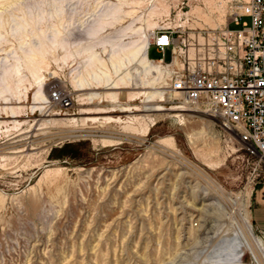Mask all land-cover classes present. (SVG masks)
Returning a JSON list of instances; mask_svg holds the SVG:
<instances>
[{
    "label": "rangeland",
    "instance_id": "1",
    "mask_svg": "<svg viewBox=\"0 0 264 264\" xmlns=\"http://www.w3.org/2000/svg\"><path fill=\"white\" fill-rule=\"evenodd\" d=\"M237 1L246 0H0V90L11 88L0 95L10 102L0 103V264H255L247 251L243 263L234 254L246 216L264 242L253 217L264 164L246 156L217 118L168 93L180 69L172 49L161 65L163 101H130L132 92L154 90L139 84L79 90L100 70L117 79L109 57L131 40L119 34L128 24L148 38L152 62L163 57L152 45L157 31L185 39L192 57L208 33L229 25ZM53 91L70 105L52 102ZM95 92L102 98H87ZM157 105L191 111L120 112ZM8 106L21 116L6 117ZM62 118L75 120L54 124Z\"/></svg>",
    "mask_w": 264,
    "mask_h": 264
},
{
    "label": "built area",
    "instance_id": "2",
    "mask_svg": "<svg viewBox=\"0 0 264 264\" xmlns=\"http://www.w3.org/2000/svg\"><path fill=\"white\" fill-rule=\"evenodd\" d=\"M152 45L163 53L160 62L166 49L180 62L169 76L168 93L217 118L246 156L264 164V0L237 1L229 25L208 33L192 57L185 54L186 40L170 32L154 33ZM50 97L61 107L71 102L58 91Z\"/></svg>",
    "mask_w": 264,
    "mask_h": 264
},
{
    "label": "bare ground",
    "instance_id": "3",
    "mask_svg": "<svg viewBox=\"0 0 264 264\" xmlns=\"http://www.w3.org/2000/svg\"><path fill=\"white\" fill-rule=\"evenodd\" d=\"M116 7L117 6H115L113 8L114 11L117 9ZM119 19L120 18H115L114 20H112V22H110L108 24L112 25L114 22L119 21ZM119 34L120 35L121 34L122 35H131L130 36L131 40L126 44L124 43V44L120 45L121 47H123V49L119 48V46H118V47H113L111 50L109 59L111 60V63H112L113 69H114V73L116 74L117 79H115V80L112 79L111 72L109 70H100V72H99L100 74L94 73L95 77L93 78L92 82L80 83L79 84V86H80L79 90L81 91V90H85V89H91V87L92 88L95 87V89L107 88V89H115L116 90V89H125V88H129V87L135 88L139 84L141 86V88H149V89H154V90L147 91L148 89H146V90H140V91L132 92L130 94V101L134 102V101L140 100V98L142 96H145V98L147 99V102H150V101H152V99L154 98L155 95H157L159 97V99H158L159 101H163L164 91H158L159 89H162L164 87V85L162 83H161V85H163V87L158 85L160 83L159 82L160 77L163 74L162 66H161L163 63L160 62L159 60L157 62H155V61L152 62L150 60L149 53H148L149 47H150V42H149L148 38L143 35L140 27L139 28H133L132 23L121 28L119 30ZM87 51H90V50H87ZM121 52H122V55H121ZM119 53H120V55H118ZM40 55H42V52H38V51L32 52V53H30V56H27V60L29 62H31L34 58H36ZM93 56L95 57V54L91 53L90 57H93ZM24 58H25V55H24ZM95 60L98 61L99 63H101L100 59L96 58ZM173 64H177L176 59H174ZM27 68L29 69L30 73L34 77L37 76L38 71L36 68H34L33 66H28V65H27ZM14 72H19L18 67L14 69ZM7 90H11L9 82L6 84V89L0 90V95H2ZM62 96H63V98H66L64 95H62ZM35 97H36L35 99H41V100L45 101L44 103L48 102L47 97L40 95L39 91H37L35 93ZM109 97L111 98V101H114V102L117 101V97H116L115 92L109 93ZM87 98L88 99H94V98L101 99L102 96L100 93L95 92V93H89ZM0 103H2L4 105H8L10 102H8V100L4 97V98H2ZM44 103H42V104H44ZM2 109L5 113V116L8 118H18L21 116L20 114H18L19 108H17V107L8 106V107H2ZM38 110H40V108L36 109L35 111H38ZM166 110L167 111H181V112L191 111V110H187V109L182 108V107H173V108L165 109V108H162L159 105H157V106L144 107L143 110H140L137 107H132V108L126 107V108H122L120 112H133V111L161 112V111H166ZM84 113L89 114L90 112H84ZM95 113H97V114L109 113V111H98ZM63 115H67V114L65 113ZM175 117H181V115L175 114ZM105 119H107V121L109 120L111 122H120L121 121L120 118H113V117H108ZM129 119L131 121H134V120H136V117H131ZM74 120L75 119H72V118L71 119H65V118L56 119V120H54V124L55 123L66 124V123L74 122ZM84 120L95 121V120H97V118L96 117H86V118H83V121ZM13 123L15 124V127L21 125V123L17 122V121L13 122ZM0 124H1V122H0ZM152 125H153V120H149L148 125H146V127L144 128V133H146ZM75 136L76 135H74V134H70V135H66L64 137L65 138H71V137H75ZM191 136L192 135H190L189 137H190L191 143L193 144L195 142L193 141V138H191ZM25 143H26V141H25ZM32 143H33V141H32ZM111 145H113V144H111ZM248 220L249 219L247 216L242 220L243 225H241V228L243 229L242 232H243L244 241H242L243 244L240 245V249H241L240 252L234 254L235 262L243 263L245 252L247 251L249 254H251V262L252 263L264 264V254H263L264 242L258 238H254L252 236V231L250 229V225H249ZM241 246H242V248H241Z\"/></svg>",
    "mask_w": 264,
    "mask_h": 264
},
{
    "label": "crops",
    "instance_id": "4",
    "mask_svg": "<svg viewBox=\"0 0 264 264\" xmlns=\"http://www.w3.org/2000/svg\"><path fill=\"white\" fill-rule=\"evenodd\" d=\"M256 208L253 211V217L256 225L264 230V188L256 192L254 197Z\"/></svg>",
    "mask_w": 264,
    "mask_h": 264
}]
</instances>
